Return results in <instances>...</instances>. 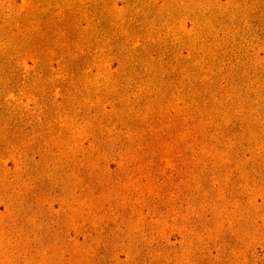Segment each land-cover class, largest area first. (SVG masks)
I'll use <instances>...</instances> for the list:
<instances>
[{
  "label": "rangeland",
  "instance_id": "1",
  "mask_svg": "<svg viewBox=\"0 0 264 264\" xmlns=\"http://www.w3.org/2000/svg\"><path fill=\"white\" fill-rule=\"evenodd\" d=\"M0 264H264V0H0Z\"/></svg>",
  "mask_w": 264,
  "mask_h": 264
}]
</instances>
